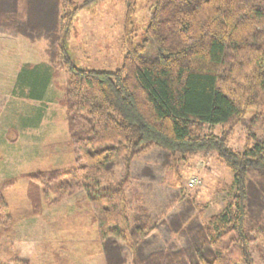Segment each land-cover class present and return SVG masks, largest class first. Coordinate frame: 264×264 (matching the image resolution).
Wrapping results in <instances>:
<instances>
[{"label":"trees","instance_id":"16d2710c","mask_svg":"<svg viewBox=\"0 0 264 264\" xmlns=\"http://www.w3.org/2000/svg\"><path fill=\"white\" fill-rule=\"evenodd\" d=\"M134 6L129 0L121 66L108 73L78 69L65 50L74 0H0V30L30 41L49 36L56 44L46 74L62 93L73 158L24 176L48 204L85 191L105 264L125 263L122 242L133 264H253L252 245L264 259V138L242 153L227 145L232 128L264 103V0H155L139 43L129 29ZM28 88L29 97H39L42 88ZM207 125L224 131L206 134ZM152 148L167 157L215 153L232 173L235 192L207 224L184 213L166 224L182 248L145 255L150 217L139 204L128 220L126 190L131 162ZM119 160L122 176L101 185ZM29 196L37 206L36 195Z\"/></svg>","mask_w":264,"mask_h":264},{"label":"rangeland","instance_id":"374dc122","mask_svg":"<svg viewBox=\"0 0 264 264\" xmlns=\"http://www.w3.org/2000/svg\"><path fill=\"white\" fill-rule=\"evenodd\" d=\"M85 1L74 0L78 11L63 33L62 43L78 69L113 73L124 56L122 38L129 0H88L82 7ZM154 2L135 0L129 27L135 43L144 38ZM49 50L58 51L49 36L30 41L0 30V264H105L96 245L95 226L90 224L85 191L48 204L24 176L68 166L73 160L64 109L58 105L62 93L46 74L53 66ZM65 81V71L58 68L57 82L64 85ZM26 83L34 84L38 91L42 88L38 98L29 97ZM223 131L220 126L204 127L206 134L220 136ZM263 138L264 103H260L232 128L227 145L242 153ZM166 155L152 148L130 164L128 220L131 222L133 208L143 205L152 229L143 245L145 255L182 248L183 240L169 233L166 224L181 213L207 224L235 192L232 173L215 153L186 158ZM122 173L119 160L99 183L118 180ZM193 177L201 183L190 189L188 181ZM29 192L36 195L37 206ZM122 243L124 264H133ZM250 253L253 264H264L255 245Z\"/></svg>","mask_w":264,"mask_h":264},{"label":"built area","instance_id":"2783aa9c","mask_svg":"<svg viewBox=\"0 0 264 264\" xmlns=\"http://www.w3.org/2000/svg\"><path fill=\"white\" fill-rule=\"evenodd\" d=\"M200 180L196 177H193L191 178L189 181H188V188L192 189V188H195L197 187L199 184H200Z\"/></svg>","mask_w":264,"mask_h":264}]
</instances>
